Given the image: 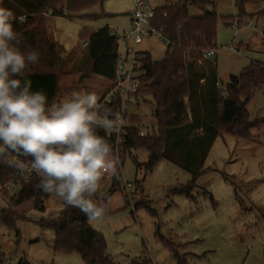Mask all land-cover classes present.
Listing matches in <instances>:
<instances>
[{"label": "rangeland", "instance_id": "obj_1", "mask_svg": "<svg viewBox=\"0 0 264 264\" xmlns=\"http://www.w3.org/2000/svg\"><path fill=\"white\" fill-rule=\"evenodd\" d=\"M142 1L150 10L165 5V0ZM216 2L215 47L218 52L215 62L219 81L225 85L229 76L238 75L251 62L264 64V19L253 17L264 8V3L248 6L247 16L242 17L237 14L233 0ZM134 9V0H107L84 12L100 15L96 19L54 17L48 18V22L51 19V31L69 63L82 54V42L86 40L81 32L105 27L118 30L119 54L123 55L130 45L140 54L148 53L153 60H162L167 45L157 34L144 35L140 44H133L130 33ZM189 13L192 17H200L203 10L191 5ZM222 18L231 22L230 25L227 26ZM234 24L239 28L232 26ZM124 36L129 39L124 40ZM224 46H234L239 52L222 49ZM81 90L85 91L83 88L78 91ZM70 96L65 94L61 101ZM144 96V102L131 111L153 128L155 103L150 96ZM246 108L250 122L264 120V86L256 90ZM250 133L251 141L236 139L227 133L217 137L196 189L192 191L194 201L183 194L172 193L191 180V175L180 167L162 160L144 178L143 169L138 170L136 163L147 162L148 153L141 149L120 153L121 186L109 200L110 215L102 222H90V226L104 237L113 262L131 264L145 250L153 264H177L163 245L164 238L178 246L180 254L188 255L187 264H264V128H252ZM174 146L171 141L167 152L181 160ZM17 172L19 170L10 181L0 182V219L5 210L17 218L13 228L0 222V264H84L77 254L55 252L54 230L39 223L61 212L64 204L58 196L51 194L44 212L36 210L31 200L19 205L11 202L10 197L20 188L18 178L23 177L15 176ZM112 178L105 176L103 179L101 195L110 188ZM138 182L141 185L137 187ZM126 183L133 186L128 189L129 193L124 187ZM124 198L128 207H125Z\"/></svg>", "mask_w": 264, "mask_h": 264}, {"label": "trees", "instance_id": "obj_2", "mask_svg": "<svg viewBox=\"0 0 264 264\" xmlns=\"http://www.w3.org/2000/svg\"><path fill=\"white\" fill-rule=\"evenodd\" d=\"M107 0H1L0 6L13 11L17 17L13 21L14 30L23 34L20 45L22 51L37 50L39 61L29 64L24 76L13 78L31 81L30 91L43 90L48 102H59L64 90L60 89V78L64 75L82 73L80 80L91 76L113 81L117 72L120 38L112 34L109 27L97 31L81 32L87 46L82 49L77 60L60 58L62 48L48 34V18L43 13L50 11L51 17L65 19L92 18L100 15H86L84 12L95 5H102ZM264 3V0H233L239 16H247V7ZM196 6L203 10L200 17H192L189 7ZM151 24L161 33L167 45L165 57L155 61L150 54H140L145 72L143 80L146 86L141 94L150 96L155 103V136L139 137L134 130H129L123 144V154L132 150H144L148 153L145 163H136V168L144 172V178L156 165L168 161L191 175L190 182L172 193L183 194L191 201L195 200L192 191L202 173L207 156L215 140L222 133L236 139L252 140V128H264L263 121L250 122L247 104L258 88L264 86V64L253 61L238 75L230 76L225 84L226 93L217 87L216 63L202 59L203 51L215 47L217 38L218 14L213 2L205 0H165V5L154 10ZM103 15V14H101ZM23 18L22 22L19 18ZM264 19V8L253 14ZM222 20L226 25L231 22ZM232 20V19H229ZM264 36V34H263ZM75 58V59H76ZM114 112L117 103L109 106ZM114 145V136L99 129ZM173 141L174 149L181 157L178 160L167 152V146ZM121 153V154H122ZM27 162L31 157H20ZM16 168L0 163V182L10 181ZM19 190L10 197L14 205L31 200L34 208L44 212L51 194L40 191L36 185V176L19 177ZM142 182V181H141ZM137 183V187L141 185ZM121 174L119 168L113 176L108 191L98 199L108 206L111 196L120 189ZM125 199V207L128 203ZM143 205V204H140ZM0 222L15 227L17 218L8 210L3 211ZM108 215L110 211L108 210ZM107 215V216H108ZM20 218L24 219L23 216ZM44 228L54 230L53 250L64 255L77 254L84 264H115L108 252L104 237L96 232L87 217L78 208L65 207L57 217L39 222ZM177 264H187V254H180L172 241L162 238ZM26 264V263H19ZM131 264H153L146 256V251Z\"/></svg>", "mask_w": 264, "mask_h": 264}, {"label": "clouds", "instance_id": "obj_3", "mask_svg": "<svg viewBox=\"0 0 264 264\" xmlns=\"http://www.w3.org/2000/svg\"><path fill=\"white\" fill-rule=\"evenodd\" d=\"M16 19L0 6V163L37 176L40 191L78 208L88 222H102L108 215L98 199L102 181L117 174L120 161L118 149L98 130L118 134L124 119L100 103L95 91H73L49 104L43 90L30 91V80L13 78L40 58L37 50H21Z\"/></svg>", "mask_w": 264, "mask_h": 264}, {"label": "built area", "instance_id": "obj_4", "mask_svg": "<svg viewBox=\"0 0 264 264\" xmlns=\"http://www.w3.org/2000/svg\"><path fill=\"white\" fill-rule=\"evenodd\" d=\"M209 2L215 3L216 0H209ZM135 9L132 15L133 30L130 36H133V44L138 45L141 43L143 36L147 34H157L161 37L160 31L154 28L151 24L152 19L155 16L154 10H150L145 6L142 0H134ZM44 18H50L51 12L43 13ZM235 28H239L238 24L232 25ZM147 29V30H146ZM112 34L116 36L118 33L117 29H112ZM120 38V37H119ZM129 36H124V40H128ZM87 46V42H82V49ZM217 47H212L203 51L202 59L198 61L199 64L203 63L204 60L215 62V57L218 52ZM222 49H229L234 53H238L239 49L236 47H226ZM142 58L139 52L130 45L126 48L123 55H120L117 61V72L113 81H110V86L99 100L100 103L105 104L107 107L117 103V109L115 112L121 114L124 119V124L121 131L117 133H107L114 136V146L118 149V154L123 152V144L129 130H134L139 137L145 138L148 136H155L157 134L156 129L148 127L141 120L138 119L132 108L139 107L144 102L146 97L141 94V89L146 86L143 80L145 72L142 67ZM218 89L225 94V85L220 82L217 83ZM104 130V129H102ZM105 131V130H104ZM120 164V163H119ZM15 176H25L19 172ZM35 176V175H32ZM37 177V176H36ZM125 190L132 188V184L126 183ZM129 193V192H128Z\"/></svg>", "mask_w": 264, "mask_h": 264}, {"label": "crops", "instance_id": "obj_5", "mask_svg": "<svg viewBox=\"0 0 264 264\" xmlns=\"http://www.w3.org/2000/svg\"><path fill=\"white\" fill-rule=\"evenodd\" d=\"M1 1V0H0ZM209 1V0H208ZM217 3V2H216ZM216 8H217V4H216ZM259 12V11H258ZM257 13V12H256ZM255 14V13H254ZM51 20V19H50ZM50 20L47 23V27H48V34L50 35V37L53 39V41L60 46V44L58 43V41L55 39L51 28H50ZM97 31V30H96ZM264 34V32L262 33ZM61 47V46H60ZM125 53V52H124ZM122 55V54H120ZM80 57V56H78ZM74 60H77L74 59ZM82 76V73H78V74H72V75H65L62 76L60 78V89L64 90L63 94L61 95L59 102L61 101L62 97L65 94H71L73 91H78L79 89L83 88L86 92H91V91H95L99 98L101 99L102 96L104 95V93L106 92V90L109 88L110 86V81L105 80L103 78L100 77H96V76H91L89 79H85V80H80V77ZM218 78V76H217ZM230 78V76H229ZM220 79L218 78V82ZM229 81V80H228ZM227 81V82H228ZM226 82V83H227ZM99 99V100H100ZM216 141V140H215ZM214 145V144H213ZM213 147V146H212ZM212 149V148H211ZM210 149V150H211ZM209 155V154H208ZM208 157V156H207Z\"/></svg>", "mask_w": 264, "mask_h": 264}, {"label": "water", "instance_id": "obj_6", "mask_svg": "<svg viewBox=\"0 0 264 264\" xmlns=\"http://www.w3.org/2000/svg\"><path fill=\"white\" fill-rule=\"evenodd\" d=\"M64 56H65V53L62 52V53L60 54V58H64Z\"/></svg>", "mask_w": 264, "mask_h": 264}]
</instances>
